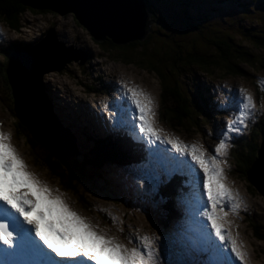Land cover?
Returning <instances> with one entry per match:
<instances>
[{"label": "rangeland", "instance_id": "obj_1", "mask_svg": "<svg viewBox=\"0 0 264 264\" xmlns=\"http://www.w3.org/2000/svg\"><path fill=\"white\" fill-rule=\"evenodd\" d=\"M161 3L163 1L159 4ZM261 4L260 8L264 9V3ZM194 8L190 7L189 10L197 13ZM252 9L256 10L255 7ZM232 10V7L222 10L221 19L224 20L233 13ZM260 14H256V19L255 17L253 19L262 20L257 19L260 18ZM262 17L264 18V15ZM248 23L255 28L260 27L254 21ZM224 24L219 25L220 28L222 26L226 28ZM53 28L68 47L73 44L87 50L91 53V59L81 64L85 58L83 52L79 50V53L76 52L79 57L78 61L72 60L67 63L61 72L44 74L45 86L56 106L57 113H53L60 122V127L54 128L44 117L39 118L38 135L32 136L37 144H41L40 140L43 136L47 137L53 150L61 147L64 154L72 151L82 162L86 156L94 152L96 141L102 140L101 137L105 134L115 131V128L111 127L116 123L112 117L119 118L121 114L116 113L113 108L122 106L120 102L122 81L138 86L151 96L154 112L152 119L165 133L178 137L187 144L193 142L201 144L209 154L214 151L223 121L230 113L228 109L225 110L226 113L216 112V109H221L218 107V102L228 101V95L221 90L241 87L247 89L258 109L254 121L250 120L246 128L235 134L249 136L252 134V128L259 131L264 127V50L251 47L249 41H243L247 39L245 36H238L236 39L241 41L245 47L250 48L256 54L254 59L258 61L240 63L245 72L244 75L227 76L222 71L211 74L198 69L182 70L180 86L185 99L188 98L192 117L197 115L196 108L198 107H196L197 96L194 92L188 91L189 76L193 75L202 83L200 93L206 98L209 107L204 106L208 114L201 115V118L203 116L204 120H209V126L203 124L195 129L191 128L190 120H185L184 127L177 129L172 122L178 119V115L172 112V107L169 105L170 100H166L158 74L149 70L146 64L138 65L137 62L122 61L117 57L118 50L112 49L109 44L99 45L90 31L78 22L72 12L61 16L51 10L41 11L28 8L23 15V28L20 33L11 31L3 21H0V42L3 46H7L10 41L17 38L34 41L49 33ZM0 58L3 59V57ZM57 64L59 65L60 62ZM175 75L176 73L173 74ZM110 84L116 85L112 94ZM258 84L261 85L263 94L258 91ZM206 86L211 89L207 90ZM8 93V86L0 78V129L8 134L9 138L6 143L10 144L23 160L26 170L33 173L54 193L60 195L71 210L95 225L97 231L113 236L128 247L137 246V237L145 235L153 237L157 264H197L206 258V254L200 250L202 227L200 221L202 218L196 215L198 201H206V196L197 197V188L187 175V170L179 160L170 158L175 156L170 145L159 141L145 142L144 152H136L141 155L140 162L120 166L104 164L102 169L96 172V174L99 173V177L91 180L95 193H83L86 205L91 206L88 209L80 204L75 194L61 187L59 180L51 175L48 168L42 166V157L34 158L32 151L34 148L37 150L39 145L28 143L30 139H26L28 137L26 132H22L27 134L23 136H20L22 134L20 132L19 135L17 134V128L19 131L23 129L17 127L18 118L12 111L14 102L12 104ZM165 100L168 102L167 106L164 105ZM38 107L37 100L30 105L27 104L32 117L34 115L31 110ZM165 112H168V115ZM101 116L106 120L107 125L101 121ZM64 123L67 126H64ZM236 138L231 134L226 157L227 166L223 167L226 177L225 184L234 195L239 197V210L232 212L230 208H225L228 213L226 219L230 222L226 224L225 230L236 238L238 245L247 253L245 264H264V239L257 236L255 224L252 225L253 222L249 221L250 218L253 219L260 228L259 232H263L264 196L248 180L247 175L242 174L238 165H235L236 158H234L231 147L235 145ZM47 151L52 155L49 147ZM69 158L73 159V156ZM168 173L182 175L184 185L187 176V191L178 198L171 196V189L177 188L182 178L173 177V184L167 185ZM200 175L202 176V173ZM160 182L163 188L162 195L158 191ZM165 203L173 209L175 214L179 211L178 218L165 219L167 215H173L172 212L165 211L163 207ZM129 240L132 243H129Z\"/></svg>", "mask_w": 264, "mask_h": 264}, {"label": "snow or ice", "instance_id": "obj_2", "mask_svg": "<svg viewBox=\"0 0 264 264\" xmlns=\"http://www.w3.org/2000/svg\"><path fill=\"white\" fill-rule=\"evenodd\" d=\"M121 84L122 106L117 108L121 115L112 117L116 121L113 127L125 129L135 142L170 145L175 153L171 159L179 160L191 182L206 196V201H198L196 212L202 217L200 250L206 258L197 264H245L247 253L225 230L230 223L225 208L237 212L239 197L225 184L223 166H227L231 134L239 133L255 119L258 109L252 95L241 87L230 101L218 102L219 108L227 110L230 106L231 112L209 154L201 144H187L165 133L152 119L151 96L138 86ZM8 138L0 131V264H157L153 237H137V246L128 247L97 231L26 170L23 160L6 143Z\"/></svg>", "mask_w": 264, "mask_h": 264}, {"label": "trees", "instance_id": "obj_3", "mask_svg": "<svg viewBox=\"0 0 264 264\" xmlns=\"http://www.w3.org/2000/svg\"><path fill=\"white\" fill-rule=\"evenodd\" d=\"M145 1L153 22L151 30L143 40H136L127 45H117L108 39L98 44L102 46L109 44L112 49L118 50L117 57L122 61L137 62L138 65L146 64L149 70L158 74L166 100H170L169 105L172 107V112L178 115V119L172 122L175 128L184 127L185 120L192 122L191 128H200L201 125L209 122V120H204L203 116L201 118V115L208 114L205 107L209 106L206 98L200 93L202 88L200 80L198 81L193 75L189 76L188 91L194 92L197 96L196 107H198L196 108L197 115L191 116L188 98L185 99L180 86L182 70L198 69L211 74L222 71L227 76L244 75L245 72L240 63L253 62L256 54L236 38L245 36L247 39L243 41H249L251 47L264 50V18L262 17L264 9L260 8L261 3L264 2L263 0H214L209 3L207 0ZM160 1L163 3L159 4ZM193 4H200V8L205 7V11L192 14L189 8ZM228 7H232L233 13L222 20L220 17L222 10H227ZM253 7L256 10H253ZM27 9L21 0H0V20L7 23L11 29L20 30L23 25V15ZM258 13L261 14L257 19L262 20H254ZM250 21H254L260 27L251 26L248 23ZM223 24L226 28L224 26L220 28L219 25ZM196 42L203 44L199 45ZM160 49L161 52H159ZM7 59L4 57L0 60V78L8 86V95L13 104V94L7 74ZM257 61L255 60V63ZM174 73H176L175 76H173ZM258 86V91L263 94L261 85L258 84ZM166 100L164 105L167 106ZM165 113L168 115V112ZM18 126L23 129L19 131L17 128L18 135L19 132H26L28 134L26 139H30L28 143L39 145L37 150L34 148L32 151L36 159L42 157V166L48 168L51 175L59 180L62 188L75 194L80 204L88 209L90 206L86 205L83 193H94L93 187L88 185L90 183L88 179L97 177L99 173L96 174V172L101 170L106 163L120 164L131 159L128 154L123 159L118 149L116 150L108 139L96 141L94 152L89 156L85 155L86 158L82 162L75 158L64 163L49 154L42 144L35 143L29 130L17 120ZM26 133L20 136L27 135ZM263 137L264 127L259 131L252 128L251 135L238 137L235 145L231 147L234 158H236L235 165H238L244 176L247 175L248 168L256 158L259 140ZM92 171L94 173H91ZM159 194L163 193L159 192ZM163 207L173 214V209L169 205L165 203ZM167 216L170 217L171 214ZM249 221L253 222L252 225L255 224L257 236L264 239V229L263 232H259L258 224L251 218Z\"/></svg>", "mask_w": 264, "mask_h": 264}, {"label": "water", "instance_id": "obj_4", "mask_svg": "<svg viewBox=\"0 0 264 264\" xmlns=\"http://www.w3.org/2000/svg\"><path fill=\"white\" fill-rule=\"evenodd\" d=\"M23 4L40 10H51L61 16L72 12L96 41L110 39L117 45L143 40L151 30L153 22L145 0H24ZM76 52L79 53L58 38L53 28L39 45L20 57L23 59L25 72L19 68L21 59L11 61L7 74L13 92L14 112L32 135H38L39 118L42 117L54 128L60 127V122L52 111V105L42 98L43 76L52 71L64 70L67 63L72 60L78 61ZM82 52L85 59L81 64H85L88 56L83 50ZM35 99L39 102V107L31 110L34 115L32 117L27 104L30 105ZM48 141L49 139L44 136L40 140L41 144L50 148L52 155L57 159L67 163L71 159L69 157L74 156L72 151L64 154L61 147L53 150ZM257 155L247 170V178L264 196V140Z\"/></svg>", "mask_w": 264, "mask_h": 264}, {"label": "bare ground", "instance_id": "obj_5", "mask_svg": "<svg viewBox=\"0 0 264 264\" xmlns=\"http://www.w3.org/2000/svg\"><path fill=\"white\" fill-rule=\"evenodd\" d=\"M11 5H13V4H11ZM15 5H17V4H15ZM188 5V4H187ZM183 6V5H182ZM189 6V5H188ZM18 8V7H17ZM20 8V7H19ZM184 10V9H183ZM186 12V11H185ZM191 15V14H190ZM70 46H72L73 48H75V50H77V51H79V50H83L84 52H88L87 50H85V49H83V48H78L76 45H73V44H70ZM21 62H23L22 60H21ZM24 69V72H25V67L23 68ZM7 80V79H6ZM5 81V80H4ZM171 158V157H170ZM188 248V247H187Z\"/></svg>", "mask_w": 264, "mask_h": 264}]
</instances>
